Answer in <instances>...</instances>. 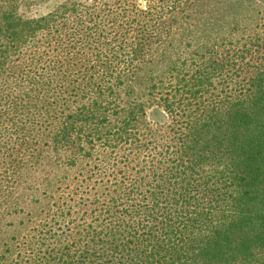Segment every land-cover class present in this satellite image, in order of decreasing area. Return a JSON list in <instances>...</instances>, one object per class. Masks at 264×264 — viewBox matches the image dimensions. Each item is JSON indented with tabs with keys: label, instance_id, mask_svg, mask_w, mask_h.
<instances>
[{
	"label": "trees",
	"instance_id": "1",
	"mask_svg": "<svg viewBox=\"0 0 264 264\" xmlns=\"http://www.w3.org/2000/svg\"><path fill=\"white\" fill-rule=\"evenodd\" d=\"M204 1L163 4L164 12L188 5L191 16L201 15ZM31 2L0 0V191L25 165L22 154L39 135L31 128L46 113L53 121L42 140L51 150L84 149L82 143L98 150L110 97L119 126L103 141L115 142V167L127 181L115 215L107 212L114 236L48 219L14 263L264 264V45L194 61L161 96L155 114L166 122L157 125L132 86L137 76L125 75L122 65L134 66L158 35L129 25L112 36L95 34L94 45L115 48V72L104 65L100 76L74 78L73 68L83 67L78 46L91 34L79 8L67 2L34 17L23 12ZM212 18L195 16L204 25ZM63 83L72 100L61 111Z\"/></svg>",
	"mask_w": 264,
	"mask_h": 264
},
{
	"label": "rangeland",
	"instance_id": "2",
	"mask_svg": "<svg viewBox=\"0 0 264 264\" xmlns=\"http://www.w3.org/2000/svg\"><path fill=\"white\" fill-rule=\"evenodd\" d=\"M177 1L32 0L23 12L28 16L42 17L67 2L76 4L87 27L85 31L91 34L82 46H78L77 56L83 61V67L73 68L74 78L88 77L93 73L100 76L104 65L115 72V48H111L114 50L111 53L108 46L94 45L90 37L95 34L106 32L112 36L118 26L129 25L140 31L149 28L147 32L158 35L147 42L150 45L140 52L137 58L140 59L134 66L128 64L127 69L122 65V70L125 75L137 76L132 86L136 94H140V102L146 105L144 112L148 121L162 125L166 119L155 114L160 98L175 86L176 76L189 73L188 68L194 61L221 54L235 55L234 52H243L255 43L264 45V0H205V11L201 15L213 16L206 25L204 20L195 19L201 15L191 16L193 11L188 5L182 7V13L164 12L166 5ZM160 18L163 21L158 23ZM67 23L72 26L71 20ZM251 53L252 56L256 54ZM251 55H247L248 59ZM88 67L89 72L86 71ZM62 86L64 107L57 109L61 111L71 105L72 100V87L68 83ZM108 100L111 105L109 119L100 125L104 139L115 137V128L119 126L115 118V101L112 97ZM51 104L52 108L59 107L54 102ZM45 111L44 108L39 110L41 114ZM45 116L31 128L39 135L33 142L32 151L22 154L26 155L22 161L25 165L16 169L17 175L4 182V190L0 191V263L3 258H8L5 264H15L14 258L21 254V247L38 233L37 230H41L48 219L58 223L66 220L62 223L65 229L71 221V229L76 232L87 229L91 235H115V219L112 223L107 219L112 212L115 215L120 183L127 181L115 167V142L104 145V139L97 136L95 142L99 148L94 152L89 150V143L86 147L82 143L84 149L77 147L73 151L56 152L42 140L53 121L50 114Z\"/></svg>",
	"mask_w": 264,
	"mask_h": 264
}]
</instances>
